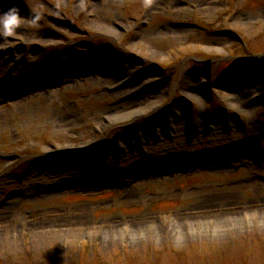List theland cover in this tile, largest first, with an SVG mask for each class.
Here are the masks:
<instances>
[{
  "label": "rangeland",
  "instance_id": "rangeland-1",
  "mask_svg": "<svg viewBox=\"0 0 264 264\" xmlns=\"http://www.w3.org/2000/svg\"><path fill=\"white\" fill-rule=\"evenodd\" d=\"M12 8L0 264H264V0H0Z\"/></svg>",
  "mask_w": 264,
  "mask_h": 264
},
{
  "label": "bare ground",
  "instance_id": "bare-ground-1",
  "mask_svg": "<svg viewBox=\"0 0 264 264\" xmlns=\"http://www.w3.org/2000/svg\"><path fill=\"white\" fill-rule=\"evenodd\" d=\"M108 30H111V29H109L108 28ZM145 74V73H144ZM146 75H148V74H146ZM137 78V77H136ZM136 78L134 79V80H136ZM134 80H132L131 81V83L134 81ZM130 83V82H129ZM194 92H196V91H194ZM171 112L172 113H174V111H173V109H171ZM142 114L141 113V110H137L136 111V114H132V113H128V115H122V116H110L109 117V119L112 121V123L114 122V123H116V122H118V121H123V120H125V119H128L131 115H138V114ZM175 114H177V117H175V116H173L172 114H171V118L174 120V121H177L178 119H179V117L181 116H183L182 114H179V110H177V112L176 113H174V115ZM175 117V118H174ZM107 123V122H106ZM166 125V124H165ZM147 134H144V136H146ZM240 155H241V153L240 152H235V153H233V154H231V155H228L227 156V158H229V157H240ZM242 156V155H241ZM67 158H71L72 159V157H71V155L69 154L68 155V157ZM226 158V157H225ZM72 169V168H71ZM232 193H235L234 191H231V190H229V191H226V192H224L222 195L219 193V194H216V192L215 193H211V192H209V191H205V192H201L200 193V195L199 196H197V197H201V198H208V200H216L218 197H221V196H223V197H226V196H229L230 194H232ZM10 209V208H9ZM224 214V213H223ZM236 214V213H235ZM208 222H210V224H208V231H215V232H218V231H220V222L221 221H219V220H216V221H212V220H209ZM183 223H184V225L185 224H190V222H178V223H175V225H173V227H171V233H174V234H176V235H178V236H180V237H182V236H185V234H186V231H184V225H183ZM185 227H186V225H185ZM205 229V228H204ZM186 230H187V228H186ZM206 230V229H205ZM192 231H193V228H192ZM207 231V230H206ZM190 232V231H189Z\"/></svg>",
  "mask_w": 264,
  "mask_h": 264
},
{
  "label": "clouds",
  "instance_id": "clouds-1",
  "mask_svg": "<svg viewBox=\"0 0 264 264\" xmlns=\"http://www.w3.org/2000/svg\"><path fill=\"white\" fill-rule=\"evenodd\" d=\"M21 24L18 10L15 8L0 14V36L5 38L12 36L14 30Z\"/></svg>",
  "mask_w": 264,
  "mask_h": 264
}]
</instances>
